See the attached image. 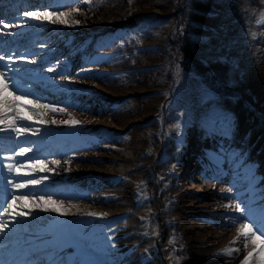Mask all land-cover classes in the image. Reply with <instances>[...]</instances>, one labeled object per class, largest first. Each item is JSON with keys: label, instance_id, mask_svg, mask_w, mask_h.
<instances>
[{"label": "rangeland", "instance_id": "374dc122", "mask_svg": "<svg viewBox=\"0 0 264 264\" xmlns=\"http://www.w3.org/2000/svg\"><path fill=\"white\" fill-rule=\"evenodd\" d=\"M35 1L0 0V19L10 25L0 26V55L5 56L0 71L19 89L14 90L10 83L0 103L9 109L0 123V179H11L10 184L5 180L6 184L0 185L13 187L41 180L21 189L13 187L10 202L18 201L27 215L16 218L25 223L15 235L22 237L19 244L9 234L4 238L9 246L35 245V250L24 255L34 258L50 250L47 253L52 258L62 257L63 264H243L246 256L247 264H264V245L239 234L245 223L253 227L264 223V108L245 91L251 86L264 100V0H217L216 6L206 11L200 10L199 4L206 0L191 2L190 13L196 15L191 24L199 32L190 37L197 48L212 55L185 58L184 64L177 65L187 71L194 86L175 107L171 127L174 133L184 135V118H188L197 127L204 124L205 131L212 130L209 136L197 130L183 144L165 142L160 115L140 127L121 128L111 118L121 110L111 111L109 116L103 110L105 100H92L82 91L67 89L71 85L102 86L103 81L73 73L118 64L122 54L108 49L127 38L147 37L152 43L163 40L169 20L134 27L130 20L117 21L102 31L101 52L93 54L95 47L80 59H74L75 55L66 58L53 55L63 38L55 32L74 31L77 37L73 40L77 41L81 38L78 31L98 28L105 15L101 8L91 7L89 0ZM32 2V6L26 5ZM16 3L22 6L17 9ZM255 3L258 6H253ZM151 11L160 14L156 7ZM25 12L55 15L34 19ZM177 31L178 18L172 36ZM206 59L225 65L224 82L215 78ZM117 77L119 86L127 79L123 73ZM130 78L127 83L133 81ZM133 85L137 86L134 81ZM14 96L21 100L14 102ZM133 97L125 94L121 107L134 105ZM249 106L254 107L250 116ZM12 120L15 124L9 127ZM70 120L79 123H63ZM204 144L210 146L208 160L195 149ZM24 149L27 151L21 155ZM170 185L177 191H170ZM49 199L54 203H45ZM2 200L0 197V203ZM8 218L13 220V215ZM76 222L80 224V241L59 239L67 234L64 226ZM7 224L14 228L12 222ZM55 225L61 227L55 229ZM50 227L59 233L51 232ZM80 242V247H72ZM226 249L238 251L228 255ZM34 261L43 263L40 257Z\"/></svg>", "mask_w": 264, "mask_h": 264}, {"label": "trees", "instance_id": "16d2710c", "mask_svg": "<svg viewBox=\"0 0 264 264\" xmlns=\"http://www.w3.org/2000/svg\"><path fill=\"white\" fill-rule=\"evenodd\" d=\"M91 7L100 9V12L105 15L103 24H99L98 28L90 29L91 31H85L80 33L81 38L74 41L71 36L56 31V35L63 36L61 44L55 49L53 55L64 54L66 58L80 59L85 52H89L92 48H95L93 54L101 52L102 36L101 32L115 25V22L132 21L133 27L140 25L142 22H150L157 19L169 20L168 28H164V39L157 43H152L147 37L139 38L138 40H130L127 38L114 49H108L109 53L116 54L120 52L122 58L120 62H114V66L107 67L103 65L97 66V69H85L81 72V69L76 70L73 75H84L85 78L91 81L97 80L103 81L102 86H87L79 87L71 85L70 88L74 91H82V94L91 96V99L105 100L104 112L109 115L111 111L116 112L121 110L115 118L116 124L123 127L132 125L131 128L140 127L141 124L147 123L152 119L161 117V128L163 130V137L166 141H174L175 143L183 144L187 138L192 139L197 133V130L204 132L205 125L200 128L195 125L192 119L184 118L187 126L184 128L185 134L174 133L171 117L174 114L175 107L181 105L188 97L190 90L194 86V80L187 75V71L177 65L184 64L185 58H197V57H209L211 52L205 51L204 48H197L196 43L192 40L190 35L192 33H198L199 29L192 26V22L195 21L196 15L190 13L191 2L194 0H89ZM200 10H209L212 6H216L217 0H206L205 2H199ZM253 6H258L257 3ZM153 7L159 9L160 14H155L151 10ZM178 18V31L177 35L172 36V25ZM101 19V18H100ZM172 24V25H171ZM75 29V28H74ZM76 31V32H77ZM88 33H98L97 40L88 36ZM77 34V33H76ZM85 35V36H84ZM94 36V37H96ZM130 40V41H129ZM87 42L86 43L84 42ZM131 43H135L134 46ZM86 46V47H85ZM132 46V47H129ZM106 47V46H105ZM116 52V53H115ZM214 54V53H213ZM89 56V53L87 54ZM104 55V54H102ZM93 56V55H92ZM91 59V57L89 58ZM66 60V59H65ZM206 65L215 74V78L219 81H225V65L222 62L214 59H206ZM123 73L127 76V79L123 80L122 87L117 75ZM132 77L137 86L133 85V81H130ZM123 78V77H122ZM150 79V82H149ZM252 81V78H249ZM127 83V84H125ZM111 85H113L111 87ZM78 87V86H77ZM106 87L112 88L107 92ZM240 91L239 86H235ZM246 92L251 94L253 99L259 100V105L264 108V100H260L257 97V91L253 88L246 86ZM95 89V90H94ZM124 90H129V93L134 94V105L121 107L120 102L125 94ZM136 94V95H135ZM259 95V94H258ZM260 96V95H259ZM113 103L115 106H110ZM254 107L249 106L248 116L254 112ZM97 112L98 109H93ZM101 110V109H100ZM99 111V110H98ZM123 111V113H122ZM110 116V115H109ZM262 116H264L262 114ZM142 117H144L142 119ZM240 119L243 121L242 116ZM134 122V123H133ZM134 125H133V124ZM134 126V127H133ZM130 128V127H129ZM211 129L206 128L205 133L210 134ZM182 133V132H181ZM198 136V135H197ZM252 138H257L255 134ZM254 139V140H255ZM252 140V141H254ZM210 146L206 144L201 145L198 149L200 156L208 159L206 152ZM202 150V151H201ZM161 155V153H160ZM170 191L176 192L177 187L168 186ZM171 204L176 206L175 202Z\"/></svg>", "mask_w": 264, "mask_h": 264}, {"label": "bare ground", "instance_id": "6f19581e", "mask_svg": "<svg viewBox=\"0 0 264 264\" xmlns=\"http://www.w3.org/2000/svg\"><path fill=\"white\" fill-rule=\"evenodd\" d=\"M30 4L33 5V2L30 3ZM5 180H9V179H0V184H6ZM10 180H9V184H10ZM0 189H1L0 197H2V199H3L2 200L3 206H4V209L6 210V211L5 210L0 211V223H10L11 224V222H12V225H13L14 228H8L7 229V236L9 234L10 236H12V239L15 240V237H16L15 235L18 234V232H21V230L25 228V227L22 228L25 223L23 224V222H21V221H20V223H16V222H14V220H10V218H8V215H13V218L16 219V218L21 217V216H16V215H18L21 212H23V213H26V212L25 211H21L22 207H24V206L19 204L18 201L17 202L16 201L15 202L14 201L10 202L11 201V199H10L11 198V194H12V191H13V187L12 186L0 185ZM5 199L7 200L8 203H12V205H13L12 208H10V209L8 208V203L4 202ZM24 216H26V215H24ZM13 218H11V219H13ZM9 221H11V222H9ZM78 226H80L79 222H76V225L75 224H70V225L67 224V225H65L64 227H66V229H67V234H65L63 236L65 238L67 237V238L71 239V241H74V242L80 241V238H79V227ZM57 228H60V226H56L55 227V229H57ZM50 229H51V232H54L56 234V231H54L52 229V227H50ZM14 232H17V233H14ZM16 239H18V240H16L15 242L17 244H19V241L22 240V237L21 238L20 237H16ZM9 244H10L9 241H7L5 239L0 241V245H2V246H0V264H25V262H27V264H31L29 261H26L25 259H22L23 258L22 256L24 255V253L26 251L27 252L33 251L36 248L35 245H31V247L29 246V247H27L26 249H24L21 252L20 251L21 248L16 250L19 247L18 245L16 247H14V246L10 247ZM73 244H74L73 248L75 246H79L80 247L82 245L81 242H80V245H75L76 243H73ZM42 246L44 248V247H47L49 245H47V246L46 245H42ZM91 253L93 254V251H91ZM40 256L43 257L41 259L43 263H44V261L48 262V263L51 262V261H55L56 264H63V262H64V259H62V257L60 259L59 258H52L51 254H49V253H43ZM92 256H95V253ZM97 261H99V260H97ZM100 262H102V261L100 260ZM107 263H109V261L102 262V264H107Z\"/></svg>", "mask_w": 264, "mask_h": 264}, {"label": "snow or ice", "instance_id": "6c2138e0", "mask_svg": "<svg viewBox=\"0 0 264 264\" xmlns=\"http://www.w3.org/2000/svg\"><path fill=\"white\" fill-rule=\"evenodd\" d=\"M73 11H76L75 9ZM24 15L34 18V19H47L49 15H55V13H48V12H44V13H40V12H25ZM59 15H64V13H60ZM76 23H79V21H76ZM0 26H3L5 28L9 27V24L5 23L4 19H0ZM5 59V56L0 55V61H3ZM9 59H11L9 57ZM34 61H29V63H33ZM49 71H51V69H49ZM10 83H11V87L18 91L19 89L16 88L15 82L12 80V78L10 76H7L6 73L0 71V103H2L4 96L3 93H5L6 91H8L9 87H10ZM8 95H13L12 92H8ZM14 102H19L21 100L20 96H14L13 97ZM14 106V105H13ZM42 107L48 108V105H41ZM52 111H63V109H55L52 108L50 109ZM9 111V109L0 107V123L3 122L4 116L5 114ZM43 122V121H41ZM53 123H55V121H53ZM63 123H72V124H78L79 121L76 120H70V121H64ZM15 124V120H12L11 124H9V127H12ZM0 131H2V129H0ZM17 135H19V131H17ZM27 151V149L22 150V152L20 153L21 155L24 154V152ZM54 163H59L58 161H54ZM9 169H11V165L8 166ZM41 170H43V167L41 166ZM42 179H46L42 178ZM41 183L40 179H31L28 180L26 183H19V184H14L13 187L17 188V189H21L26 187L27 184H39ZM230 190V189H229ZM226 190V191H229ZM27 195V194H24ZM13 200H15V196H13ZM5 203H8L7 200L4 201ZM45 203H54V201H51V199H49L48 201H45ZM12 203H8V208H12ZM238 211H241V209L239 208V206H237ZM0 210H5L3 203H0ZM47 210V209H45ZM54 211L56 209H53ZM6 211V210H5ZM19 216H24L27 215L26 213H19ZM89 215H94L92 213H89ZM244 219H249L248 217H244ZM14 222L16 223H20V221L16 220L15 218H13ZM7 229H8V224L7 223H0V241H2L5 236L7 235ZM257 233H259L260 235H257ZM240 235L244 236L246 239L251 237L254 238L253 242L255 243L256 240H259L260 243L262 245H264V239H262V237H264V223H261L259 225H256L255 227H253V224L251 223H245L243 225H241V229H240ZM2 246V245H0ZM245 246H247L245 244ZM264 250V249H262ZM233 251H238V249H226L224 250L225 254L231 255V253ZM249 256L252 255V253L248 254ZM248 261V257L246 256L244 259L243 264H247ZM25 264H27V262H25ZM49 264H56L55 261H51L49 262Z\"/></svg>", "mask_w": 264, "mask_h": 264}]
</instances>
